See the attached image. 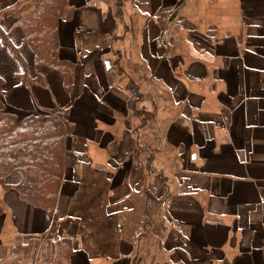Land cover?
<instances>
[{
  "label": "crops",
  "instance_id": "0c3cea01",
  "mask_svg": "<svg viewBox=\"0 0 264 264\" xmlns=\"http://www.w3.org/2000/svg\"><path fill=\"white\" fill-rule=\"evenodd\" d=\"M18 1L0 0V33L25 47L8 11ZM120 1L68 0L59 55L75 64L70 99L48 107L32 93L31 110L57 109L76 124L58 219L0 184V245L32 240L36 264L46 241L58 259L68 238L75 248L63 264H264V0H193L187 21L137 16L139 33ZM126 68L145 70L137 97ZM92 171L108 173L119 233L99 252L76 216Z\"/></svg>",
  "mask_w": 264,
  "mask_h": 264
},
{
  "label": "trees",
  "instance_id": "16d2710c",
  "mask_svg": "<svg viewBox=\"0 0 264 264\" xmlns=\"http://www.w3.org/2000/svg\"><path fill=\"white\" fill-rule=\"evenodd\" d=\"M67 4L68 0H19L8 10L17 16V24L25 34L24 42L35 52L38 75L29 79L26 74L21 75L29 84L46 86L48 83L41 69L48 67L62 76L67 89L73 86L75 64L61 59L59 55V26ZM4 83L5 79L0 76V102ZM75 128L76 124L57 109L17 113L0 108V184L5 189H15L21 199L51 215L55 214L58 219L57 203L68 165V142L76 139ZM15 173H20L22 177L12 185L8 178ZM98 173L89 172L87 180L89 183L91 181L93 189L86 200H77V203L80 201L78 206L81 204L82 207L76 216L81 224L82 237L92 239L99 252L109 247L110 239L114 243L119 233L115 216L107 208L110 186L108 173ZM101 234L105 235L106 244H100V241L95 243V238ZM64 242L63 247L57 248L58 259H55L56 246L46 241L39 253V263L46 264L54 260L56 264H63L65 259H70L75 248L74 242L70 238ZM32 243L31 240L30 243L11 247L13 261L9 263L3 261L7 247L0 245V264H14L15 260L23 257L29 258L28 264H36L38 244L34 246Z\"/></svg>",
  "mask_w": 264,
  "mask_h": 264
},
{
  "label": "rangeland",
  "instance_id": "374dc122",
  "mask_svg": "<svg viewBox=\"0 0 264 264\" xmlns=\"http://www.w3.org/2000/svg\"><path fill=\"white\" fill-rule=\"evenodd\" d=\"M9 1L10 0H7V4L9 3ZM142 1L143 0L120 1L118 5L119 8H122V12L119 13V16L120 15L132 16L133 19H136L137 16H144V18H146L147 16H160L163 17L164 19H167V21L164 23L165 25L168 24V20L170 16H177L173 20L178 18V16H184L185 21H187L188 19L185 16H193V0H189V4L187 7L186 4L184 5L186 0H165V2H160V3H158L157 1H161V0H157V1L150 0L151 1L150 5L149 4L144 5L142 3L144 7L140 4ZM113 2L114 0H111V4H113ZM126 2L128 4V7L126 6ZM129 2H130V7H129ZM131 3L133 4L132 6ZM202 5H203L202 11L204 12L206 9V5L204 4ZM131 7H133V9ZM188 7H191V10L185 11V9L187 10ZM115 10L117 13V8H115ZM1 22L2 19H0V24ZM136 22H138L139 25ZM136 22L128 21L129 26L130 27L134 26L135 31L139 33L141 31L142 23L141 21H139V19H136ZM183 24L188 26L190 23L184 22ZM5 33L7 34L6 38L3 37L2 33H0V76H2L5 79V83L1 89L2 100L0 102V108L3 109L5 108L7 110L17 113H23L26 111L35 110L37 109V105H36V101L33 98L32 93H35V97L37 98V101L43 106L54 107L57 104L61 108H63V106L65 107V105L70 99V92H68V90L65 89L66 88L65 82L60 77L58 72L50 68L42 69V73L45 75L46 79L49 82V87H42L37 84H29L28 82H26L21 76L22 74H26L28 79L36 78V76L38 75V70L36 69V64H35V53L30 45L27 44L25 45V47L24 45L21 46L17 42V40L13 37V35L9 34L7 30ZM12 43H14L16 46ZM124 71L125 73L131 74L133 79L130 80L131 85H129V87L131 91H133V93L137 91L136 93L137 95L135 94L137 97L139 93L136 83H140L142 76L145 75L144 74L145 70L141 71L138 70L137 68H131V69L126 68L124 69ZM136 72L139 74H137ZM126 82H128L127 78H126ZM87 87L89 90L90 88H92L89 84H87ZM74 103L76 102L74 101ZM80 104L81 102L77 101L76 106L78 107ZM84 185L82 189L83 190L82 194L79 197V199L83 198L84 200H86L89 191L93 189V186L91 184V181L89 183L88 180L86 181V183H84ZM61 215L63 218H65L67 216V213L63 212L62 210ZM28 239L29 238L26 237V239L24 240H28ZM13 246L7 247V250L4 253V255L7 256V260L10 259V257H13V253L10 250V247ZM4 260L5 262L12 261V260L7 261L6 259ZM17 263L28 264L29 258L23 257L21 261L14 262V264Z\"/></svg>",
  "mask_w": 264,
  "mask_h": 264
},
{
  "label": "water",
  "instance_id": "95a60500",
  "mask_svg": "<svg viewBox=\"0 0 264 264\" xmlns=\"http://www.w3.org/2000/svg\"><path fill=\"white\" fill-rule=\"evenodd\" d=\"M106 64H107V67L110 68L111 62L110 61H107Z\"/></svg>",
  "mask_w": 264,
  "mask_h": 264
}]
</instances>
